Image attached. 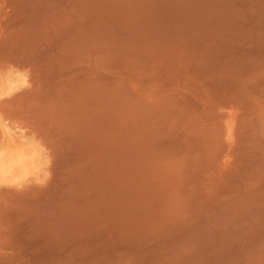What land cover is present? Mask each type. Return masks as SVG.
I'll list each match as a JSON object with an SVG mask.
<instances>
[{"label":"rangeland","instance_id":"obj_1","mask_svg":"<svg viewBox=\"0 0 264 264\" xmlns=\"http://www.w3.org/2000/svg\"><path fill=\"white\" fill-rule=\"evenodd\" d=\"M229 32L264 33V0H0V264H264L259 229L207 238L182 204L185 66Z\"/></svg>","mask_w":264,"mask_h":264},{"label":"bare ground","instance_id":"obj_2","mask_svg":"<svg viewBox=\"0 0 264 264\" xmlns=\"http://www.w3.org/2000/svg\"><path fill=\"white\" fill-rule=\"evenodd\" d=\"M253 32V31H251ZM229 32L217 34L216 38L224 41H235L221 49L224 52L219 61H209L208 52L202 51V59L186 64L184 70V93L182 111V154L183 171V209L187 222L204 225L202 236L212 237L219 226L231 225L232 234L264 235V33ZM214 60V59H212ZM207 82L214 86L210 91ZM209 84V83H208ZM224 107H229L225 111ZM202 109L205 111H197ZM221 109V110H220ZM223 110V111H222ZM7 112V111H6ZM10 112V111H9ZM13 112V111H11ZM10 112V113H11ZM30 112V111H29ZM8 113V112H7ZM9 113V114H10ZM18 113V112H17ZM32 113V111H31ZM35 113V112H34ZM36 114V113H35ZM13 115V114H12ZM30 115V114H29ZM41 115V114H40ZM36 116H38L36 114ZM35 116V117H36ZM81 116V115H80ZM9 118V117H8ZM31 118V117H30ZM37 118V117H36ZM33 119V118H32ZM42 119V118H40ZM7 120V119H6ZM4 121V120H3ZM43 121V120H42ZM41 121V122H42ZM14 122V121H12ZM33 122V121H31ZM17 123V122H16ZM28 123V122H27ZM40 123V122H39ZM5 124V123H4ZM12 124V123H11ZM15 124V123H13ZM12 124V125H13ZM31 124V123H30ZM37 124V123H36ZM64 124V123H63ZM7 125V124H6ZM24 125V124H23ZM26 126V125H25ZM33 126V125H32ZM47 126V125H46ZM21 127V126H18ZM28 127V126H27ZM37 127V126H36ZM42 127V126H41ZM50 128V126H48ZM10 128V127H9ZM16 128V126H15ZM39 128V127H37ZM14 129V127L12 128ZM17 129V128H16ZM19 129V128H18ZM25 130L24 128H22ZM35 130V129H34ZM47 131L49 129H46ZM66 130V129H65ZM108 130V129H107ZM26 131V130H25ZM31 131V130H29ZM28 131V132H29ZM33 131V130H32ZM67 131V130H66ZM65 131V132H66ZM27 132V133H28ZM38 132V131H37ZM43 132V130H42ZM53 133V132H52ZM58 133V132H57ZM60 133V132H59ZM104 133V132H103ZM113 134V132H111ZM30 134V133H29ZM33 134V132H32ZM37 134V133H36ZM67 134V133H66ZM70 134V133H69ZM26 135V133H25ZM43 135H45L43 133ZM48 134H46L47 136ZM62 135V134H61ZM105 135V134H104ZM37 136V135H36ZM35 136V137H36ZM52 136V135H51ZM58 136V135H57ZM49 137V136H48ZM47 137V138H48ZM73 137V136H72ZM104 137V136H103ZM106 137V135H105ZM108 137V136H107ZM106 137V140H107ZM60 138V137H59ZM67 138V137H65ZM64 138V139H65ZM50 139V138H49ZM84 139V138H83ZM97 140V139H96ZM45 141V140H44ZM49 141V140H48ZM72 141V140H71ZM70 141V142H71ZM105 141V140H104ZM42 142V141H41ZM54 142V141H53ZM59 142V141H58ZM92 142V141H91ZM51 143V142H50ZM49 143V144H50ZM76 143V139L75 142ZM106 143V142H105ZM113 143V142H112ZM54 144V143H53ZM65 144V143H64ZM47 145V144H46ZM61 145V144H60ZM69 145V144H68ZM81 145V144H80ZM52 146V144H51ZM55 146V145H54ZM78 146V145H77ZM107 147V146H106ZM104 147V148H106ZM46 148V147H45ZM59 148V147H58ZM70 148V147H69ZM77 148V147H76ZM82 148V147H81ZM111 148V147H110ZM113 148V147H112ZM53 149V148H52ZM79 149V147H78ZM85 149V148H84ZM107 149V148H106ZM115 149V147L113 148ZM47 150V149H46ZM50 150V149H48ZM55 150V149H54ZM62 150V149H59ZM58 150V151H59ZM71 150V149H68ZM67 150V151H68ZM80 150V149H79ZM112 150V149H111ZM110 150V152H111ZM7 151V150H6ZM66 151V150H65ZM64 151V152H65ZM76 151V150H75ZM104 151V150H103ZM115 151V150H114ZM55 152V151H54ZM53 152V153H54ZM73 152V151H72ZM107 152V151H106ZM113 152V150H112ZM60 153V152H59ZM109 153V152H107ZM47 154V153H46ZM48 154L49 153L48 151ZM61 154V153H60ZM84 154V153H83ZM104 154V153H103ZM110 155V154H108ZM112 155V154H111ZM79 156H82L79 155ZM103 156V155H102ZM113 156V155H112ZM115 156V155H114ZM52 157V156H51ZM57 157V156H56ZM64 157V155H63ZM68 157V156H67ZM66 157V158H67ZM74 157V156H73ZM77 157V156H76ZM104 157V156H103ZM106 157V156H105ZM71 159V156L68 157ZM115 158V157H114ZM69 159V161H70ZM112 159V158H111ZM54 160V159H53ZM61 160V159H60ZM66 160V159H65ZM108 160V158H107ZM115 160V159H114ZM101 161V160H100ZM110 161V160H109ZM51 162V160H50ZM106 162V161H105ZM111 162V161H110ZM18 160L7 164L9 172L20 166ZM53 164V161L51 162ZM114 163V162H113ZM58 164V163H57ZM62 164V163H61ZM2 165V164H0ZM23 165V164H22ZM51 166V165H50ZM65 166V165H64ZM106 166V164H105ZM109 166V165H108ZM112 166V165H110ZM5 167V168H6ZM25 167V166H22ZM58 167V166H57ZM104 167V166H103ZM101 167V168H103ZM114 167V166H113ZM65 168V167H64ZM63 168V169H64ZM71 168V167H70ZM24 169V168H23ZM50 169V168H49ZM67 170V168H65ZM104 169V168H103ZM111 169V168H110ZM56 170V169H55ZM70 170V169H69ZM102 170V169H101ZM21 171V168H20ZM50 171V170H49ZM62 170H57L60 174ZM68 171V170H67ZM103 171V170H102ZM109 172V170H107ZM6 172V171H5ZM52 172V171H51ZM97 172V171H96ZM106 172V171H105ZM114 172V171H113ZM56 172H53V174ZM69 173V172H68ZM61 174H64L62 172ZM66 174V173H65ZM107 174V172H106ZM113 174V173H112ZM98 175V174H97ZM111 175V174H110ZM87 176V175H86ZM89 176V175H88ZM102 176V175H101ZM23 177V176H22ZM52 177V176H51ZM55 177H57L55 175ZM64 177V176H63ZM68 177V176H67ZM80 177V176H79ZM78 177V179H79ZM74 178V177H73ZM71 178V179H73ZM83 178V177H82ZM81 178V179H82ZM97 178V177H96ZM99 178V177H98ZM112 178V177H111ZM54 179V178H52ZM75 179V178H74ZM84 179V178H83ZM92 179V178H91ZM90 179V180H91ZM102 178H99V180ZM110 179V176H109ZM64 180V179H63ZM104 180V179H103ZM69 181V180H68ZM72 181V180H71ZM95 181V180H94ZM101 181V180H100ZM108 181V180H107ZM110 181V180H109ZM117 181V179H116ZM115 181V183H116ZM53 183V181H50ZM55 182V181H54ZM70 182V181H69ZM74 182V181H73ZM81 182V181H80ZM83 182V181H82ZM99 182V181H97ZM105 182V181H104ZM113 182V181H112ZM111 182V183H112ZM50 183V184H51ZM64 183V182H63ZM76 183V182H75ZM79 183V182H78ZM86 183V182H85ZM84 183V184H85ZM89 183V182H88ZM95 183V182H94ZM101 184L103 182H100ZM109 184V183H108ZM52 185V184H51ZM55 185V183H54ZM53 185V186H54ZM61 185V184H60ZM65 185V184H64ZM78 185V184H77ZM82 185V183H81ZM100 185V184H99ZM105 185V184H104ZM63 186V185H62ZM109 186V185H107ZM113 186V185H112ZM116 186V185H114ZM84 187V186H83ZM88 187V185H87ZM102 187V186H101ZM106 187V186H105ZM117 187V186H116ZM55 188V187H54ZM53 187L51 189L54 190ZM60 188V187H59ZM68 188V187H67ZM90 188V187H89ZM92 188V187H91ZM98 188V186H97ZM108 188V187H107ZM111 188V187H109ZM113 188V187H112ZM212 188L214 190H212ZM50 189V190H51ZM61 189H64L62 187ZM71 188H68V191ZM77 189V188H76ZM87 189V188H86ZM106 189V188H105ZM114 189H116L114 187ZM113 189V190H114ZM66 190V189H64ZM88 190V189H87ZM94 190V189H93ZM98 190V189H97ZM108 190V189H107ZM118 191V189H116ZM4 191V190H3ZM47 191V190H46ZM57 191V190H56ZM63 191V190H62ZM78 191V190H77ZM100 191V190H99ZM104 191V190H103ZM6 192V191H5ZM29 192V191H28ZM32 192V191H31ZM71 192V191H69ZM68 192V193H69ZM74 192V191H73ZM82 192V191H81ZM93 192V191H92ZM116 192V191H114ZM113 192V193H114ZM33 193V192H32ZM54 191L52 192V194ZM66 192H64L65 194ZM75 193V192H74ZM106 193V192H105ZM118 193V192H117ZM7 194V192H6ZM9 194V193H8ZM12 194V193H11ZM10 194V195H11ZM25 194V192H24ZM34 194V193H33ZM45 194L43 192L41 195ZM79 194V193H78ZM91 194V193H90ZM89 194V195H90ZM93 194V193H92ZM91 194V195H92ZM112 194V193H110ZM19 195H23L22 193ZM37 195V194H36ZM39 195V194H38ZM54 195V194H53ZM59 195L60 191H59ZM58 195V196H59ZM67 194H65L66 196ZM82 195V194H81ZM94 195V194H93ZM28 196V195H26ZM55 195L56 200L59 197ZM64 196V195H63ZM72 196V195H71ZM75 196V195H74ZM80 196V195H78ZM85 196V195H84ZM103 196V195H102ZM111 196V195H110ZM113 196H116L115 194ZM182 196V197H183ZM20 197V196H19ZM30 197V195H29ZM36 197V196H35ZM53 197V196H52ZM58 197V198H57ZM62 197V196H61ZM66 197H69L66 196ZM65 197V198H66ZM4 198V197H3ZM11 198V197H10ZM22 198V197H21ZM33 198V197H32ZM31 198V199H32ZM54 198V197H53ZM78 198V197H77ZM87 198V197H86ZM96 197H94L95 199ZM104 199V197H102ZM108 198V197H107ZM111 198V197H110ZM108 198V199H110ZM27 199V198H26ZM83 199V198H82ZM97 199V198H96ZM101 199V198H100ZM106 199V198H105ZM182 199V200H183ZM6 200V199H5ZM14 200V199H12ZM21 201V199H19ZM30 200V199H29ZM61 200V199H60ZM92 200V199H91ZM102 200V199H101ZM113 200V199H112ZM116 200V199H115ZM130 200V199H129ZM11 201V200H8ZM18 201V200H16ZM24 201V199H23ZM22 201V202H23ZM93 201V200H92ZM111 201V200H110ZM5 201H3L4 203ZM12 202V201H11ZM25 202V201H24ZM27 202V200H26ZM25 202V204H26ZM29 202V201H28ZM27 202V203H28ZM33 202V201H32ZM35 202V201H34ZM38 202V201H37ZM56 202V201H55ZM70 202V201H69ZM96 201H93L95 203ZM107 202V201H106ZM109 202V201H108ZM7 203V202H5ZM40 203V202H39ZM37 203V204H39ZM46 203V202H45ZM43 203V207L45 206ZM61 203V202H60ZM59 203V204H60ZM68 203V202H67ZM90 203V202H89ZM98 203V202H97ZM101 203V202H100ZM112 203V202H111ZM117 203V201H116ZM130 203V202H129ZM132 203V202H131ZM12 204V203H11ZM42 204V201H41ZM40 204V205H41ZM64 204V203H63ZM107 204V203H106ZM4 205V204H3ZM8 205V204H6ZM15 205V204H12ZM20 205H23L20 203ZM19 205V206H20ZM28 205V204H27ZM29 205H33L30 203ZM35 205V203H34ZM39 205V207H40ZM94 205V204H93ZM110 205V204H109ZM112 205V204H111ZM117 205V204H116ZM18 206V204H17ZM26 206V205H25ZM106 206V205H105ZM113 206V205H112ZM115 206V204H114ZM113 206V207H114ZM30 207V206H29ZM33 207V206H32ZM36 207V206H35ZM42 207V206H41ZM46 207V206H45ZM44 207V208H45ZM60 207V206H59ZM72 207V206H71ZM74 207V206H73ZM79 207V206H78ZM90 207V206H89ZM118 207V206H117ZM10 208V207H9ZM31 208V207H30ZM76 208V207H75ZM74 208V209H75ZM92 208V207H91ZM97 208V207H95ZM110 208V207H109ZM11 209V208H10ZM68 209V208H67ZM77 209V208H76ZM99 209V208H97ZM105 209V208H104ZM114 209V208H113ZM18 210V209H17ZM16 210V211H17ZM20 210V209H19ZM39 210V209H38ZM42 210V209H41ZM62 210V209H61ZM71 210V209H70ZM73 210V209H72ZM82 210V209H81ZM100 210V209H99ZM103 210V208H102ZM101 210V212H103ZM118 210V209H117ZM22 211V210H21ZM26 211V210H24ZM34 211V210H33ZM32 211V212H33ZM40 211V210H39ZM109 215V219L111 220ZM29 212V211H28ZM55 212V211H54ZM95 212V211H94ZM100 212V213H101ZM18 213V211H17ZM24 213V212H23ZM68 213H70L68 211ZM84 213V212H82ZM87 213V212H86ZM92 213V211H91ZM90 213V214H91ZM14 214V213H13ZM20 214V212H19ZM36 214V213H35ZM73 214V213H71ZM80 214V212H79ZM98 213L96 212V215ZM16 215V214H15ZM32 215V214H31ZM42 215V214H41ZM48 215V214H47ZM55 215V214H54ZM81 215V214H80ZM107 215V214H106ZM105 215V216H106ZM116 215V214H115ZM126 215V214H125ZM18 216V215H17ZM68 216V215H66ZM77 216V215H76ZM87 216V215H86ZM104 216V218H105ZM114 216V215H113ZM116 215L115 217H117ZM121 216V215H120ZM118 216V217H120ZM130 216V215H129ZM7 217V216H5ZM11 217V216H10ZM20 217V216H19ZM23 217L25 215L23 214ZM22 217V218H23ZM28 217V216H27ZM41 217V216H40ZM56 217V216H55ZM60 217V216H59ZM78 217V216H77ZM90 217V216H89ZM93 217V216H92ZM4 218V217H3ZM13 218V216H12ZM26 218V217H25ZM37 218V217H36ZM39 218V217H38ZM67 218V217H66ZM71 218V217H70ZM80 218V217H79ZM79 218H77L78 223ZM85 218V217H84ZM87 218V217H86ZM95 218V217H94ZM103 218V219H104ZM107 218V217H106ZM9 219V217H7ZM7 219L5 221H7ZM44 219V217H43ZM46 219V217H45ZM52 219V218H51ZM69 219V218H68ZM73 217L71 218V220ZM90 219V218H89ZM93 219V218H91ZM98 219V217H97ZM10 220V219H9ZM17 220V219H14ZM27 220V219H26ZM34 220V219H33ZM42 220V218H41ZM61 220V219H60ZM58 220V221H60ZM65 220V219H64ZM81 220V219H80ZM87 220V219H86ZM101 220V219H98ZM115 220L112 219L111 222ZM119 220V218H118ZM189 220V221H188ZM1 221V219H0ZM5 222L4 220H2ZM13 221V219H12ZM29 221V220H28ZM96 221V220H95ZM109 221V220H108ZM8 222V221H7ZM10 222V221H9ZM14 222V221H13ZM18 222V221H17ZM80 222V221H79ZM115 222H119L115 220ZM21 223V222H20ZM37 223V222H36ZM39 223V222H38ZM75 223V222H74ZM75 223V224H77ZM82 223V220H81ZM80 223V224H81ZM104 223V222H103ZM195 223V225H196ZM201 223V224H199ZM4 223H0L1 227ZM6 224V223H5ZM4 224V225H5ZM16 224V223H15ZM26 224V223H23ZM42 224V223H41ZM45 224V223H44ZM47 224H50L47 222ZM46 224V225H47ZM56 224V222H55ZM54 224V227H55ZM96 224V223H95ZM101 224V221H100ZM108 224V223H107ZM106 224V226H107ZM116 223H113L114 226ZM206 224L217 227L215 231ZM212 224V225H211ZM11 225V224H10ZM28 225V223H27ZM31 225V224H30ZM37 225V224H36ZM62 225V224H61ZM72 225V224H71ZM202 225V226H203ZM8 226V225H7ZM14 227L13 225H11ZM9 226V227H11ZM105 226V227H106ZM117 224L114 226L116 228ZM201 226V228H202ZM206 226V227H205ZM0 227V228H1ZM33 227V226H32ZM44 227V226H43ZM62 226H60L61 228ZM72 227V226H71ZM84 227V226H83ZM95 227V225H93ZM91 225V228H93ZM98 227H100L98 225ZM118 227H120L118 225ZM117 227V228H118ZM233 227V228H232ZM236 227V230L234 229ZM47 228V227H46ZM53 228V227H52ZM67 228V227H66ZM76 228V227H75ZM82 228V227H81ZM80 228V229H81ZM90 228V227H89ZM101 228V227H100ZM114 233H116L114 230ZM207 228V229H206ZM223 228V229H222ZM33 229V228H32ZM35 229V228H34ZM43 229V228H42ZM49 229V227H48ZM58 229V228H57ZM72 229V228H71ZM98 229V228H97ZM112 229L109 228L112 232ZM223 232L224 227L220 228ZM230 229V228H229ZM2 231V229H0ZM13 230V229H12ZM18 230V229H17ZM41 230V229H39ZM47 230V229H46ZM52 230V229H51ZM54 230V228H53ZM62 230V229H61ZM65 230V229H64ZM69 230V229H68ZM102 230V229H101ZM200 230V229H199ZM213 232H210V231ZM4 231V230H3ZM7 231V230H6ZM33 231V230H30ZM56 231V230H55ZM66 231V230H65ZM72 231V230H71ZM78 231V230H77ZM76 231V232H77ZM82 231V229H81ZM87 231V230H86ZM86 231H84L86 233ZM90 231V230H89ZM108 231V230H107ZM118 231V229H117ZM120 231V230H119ZM118 231V232H119ZM198 231V230H197ZM219 231V230H218ZM214 234L219 238L222 233ZM223 232V235L227 232ZM13 232V231H12ZM23 232V231H22ZM40 231H38L39 233ZM70 232V231H69ZM204 232V233H203ZM207 232L212 234H207ZM230 232V231H228ZM227 232V233H228ZM4 232H2L3 234ZM14 233V232H13ZM50 233V231H49ZM52 233V232H51ZM50 233V234H51ZM54 233V232H53ZM60 233V232H59ZM72 233V232H70ZM69 233V234H70ZM75 232H73L74 234ZM79 233V232H78ZM83 233V231H82ZM92 233V232H90ZM103 233V232H102ZM206 233V235H205ZM226 233V234H227ZM1 234V233H0ZM21 234V233H20ZM19 234V235H20ZM42 234V233H41ZM76 234V233H75ZM87 234V233H86ZM113 234V233H112ZM111 234V236H112ZM231 234V235H232ZM240 234V238H241ZM250 238H255L250 233ZM254 234V235H255ZM8 237L12 235L5 234ZM4 235V236H5ZM31 235V233H30ZM49 235V234H48ZM47 235V236H48ZM59 235L58 233L56 236ZM77 235V234H76ZM119 235V234H118ZM213 235V236H214ZM222 235V234H221ZM232 235V236H234ZM1 236V235H0ZM16 236V235H15ZM18 236V235H17ZM29 236V234H28ZM45 236V235H44ZM63 236V235H62ZM74 236V235H70ZM78 236V235H77ZM105 236V235H104ZM103 236V237H104ZM229 235H226V237ZM245 236V237H246ZM2 237V236H1ZM13 237V235L11 236ZM10 237V238H11ZM20 237V236H19ZM52 237V236H51ZM83 237V236H82ZM88 237V236H87ZM100 237V236H99ZM118 237V236H116ZM213 237V238H215ZM223 237V236H222ZM221 237V238H222ZM235 237V236H234ZM242 237L245 238L242 234ZM248 237V238H249ZM33 238V237H32ZM38 238V235L37 237ZM35 238V239H36ZM40 238V237H39ZM46 238V237H45ZM74 238V237H73ZM77 238V237H76ZM91 238V237H90ZM89 238V239H90ZM108 238V237H107ZM111 238V237H110ZM110 238L108 242L110 241ZM202 238V237H201ZM233 238V237H232ZM236 238V237H235ZM247 238V237H246ZM264 238V236H263ZM47 239V238H46ZM49 239V237H48ZM87 239V238H86ZM106 239V238H105ZM104 239V240H105ZM113 239V236H112ZM12 240V239H11ZM10 240V241H11ZM14 240V239H13ZM32 240V239H31ZM55 240V239H54ZM65 240V239H64ZM84 240V239H83ZM88 240V239H87ZM93 240V239H91ZM96 240V239H95ZM114 240V239H113ZM112 240V241H113ZM21 241V240H20ZM48 241V240H47ZM53 242V240L50 239ZM59 241V240H58ZM69 241V240H68ZM80 241V240H78ZM9 242V241H8ZM14 242V241H12ZM85 242V241H84ZM89 242V241H88ZM102 242V240H101ZM17 243V241H16ZM20 243V242H19ZM22 243V241H21ZM25 243V242H24ZM54 243V242H53ZM98 243V242H97ZM104 243V242H103ZM114 243V242H113ZM6 244V242H5ZM15 244V242H14ZM81 244V243H80ZM91 244V243H90ZM110 244V243H109ZM117 244V243H116ZM42 245V244H41ZM45 245V244H44ZM55 244H53L54 246ZM95 248H99V246ZM104 245V244H103ZM14 245H12L13 247ZM47 246V245H46ZM90 246V245H89ZM101 246V244H100ZM113 246V245H112ZM111 246V247H112ZM3 247V246H2ZM1 247V248H2ZM22 247V246H21ZM77 247V246H76ZM75 247V248H76ZM79 247V246H78ZM77 247V249H79ZM108 247V246H107ZM8 248V247H7ZM56 248V247H55ZM88 248V247H87ZM90 248V247H89ZM88 248V249H89ZM13 249V248H12ZM20 249V246H19ZM49 249V248H48ZM47 249V250H48ZM74 249V247H73ZM93 249V248H92ZM31 250V249H29ZM45 250V249H44ZM80 251L82 249H79ZM91 250V249H90ZM96 250V249H95ZM106 250V249H105ZM109 250V249H108ZM53 251V250H52ZM76 251V250H75ZM85 251V250H84ZM92 251V250H91ZM9 252V251H8ZM34 252V251H33ZM86 252V251H85ZM89 252V251H88ZM37 253V252H36ZM46 253V252H45ZM87 253V252H86ZM35 254V253H34ZM43 254V253H42ZM85 254V253H84ZM88 254V253H87ZM24 255V254H23ZM26 255V254H25ZM39 255V254H38ZM37 255V256H38ZM89 255V254H88ZM91 255V254H90ZM22 256V254H21ZM49 256V255H47ZM55 256V255H54ZM16 258V256H14ZM30 257V256H29ZM53 257V256H51ZM12 258V257H11ZM31 259V258H30ZM45 259V258H44ZM48 259V258H47ZM85 259V258H84ZM15 260V259H14ZM46 260V259H45ZM53 259L49 260L52 262ZM69 260V259H68ZM51 264V263H50ZM81 264V263H80Z\"/></svg>","mask_w":264,"mask_h":264}]
</instances>
